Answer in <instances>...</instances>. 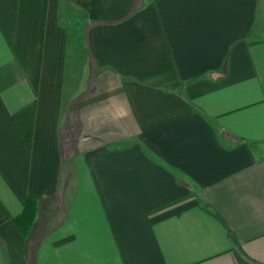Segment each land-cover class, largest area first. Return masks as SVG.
<instances>
[{
	"label": "crops",
	"instance_id": "0c3cea01",
	"mask_svg": "<svg viewBox=\"0 0 264 264\" xmlns=\"http://www.w3.org/2000/svg\"><path fill=\"white\" fill-rule=\"evenodd\" d=\"M0 264H264V0H0Z\"/></svg>",
	"mask_w": 264,
	"mask_h": 264
},
{
	"label": "trees",
	"instance_id": "16d2710c",
	"mask_svg": "<svg viewBox=\"0 0 264 264\" xmlns=\"http://www.w3.org/2000/svg\"><path fill=\"white\" fill-rule=\"evenodd\" d=\"M81 16L84 18V14L83 13H81ZM74 22L75 23L73 25L77 26L78 25V20L76 21L74 19ZM82 22H83V25H81V26L85 27L87 23L84 20ZM34 206L36 208V203L34 202L32 197L28 196L26 198V200H25V207H24L23 213L21 214V216L15 218L17 223L19 224V226L23 230V233L26 230L30 229L32 224H33V215H35V213H36L35 212L36 210H35ZM205 207L207 208V210L209 212H211L215 216L221 218L220 214L213 207H211V206H209L207 204H205Z\"/></svg>",
	"mask_w": 264,
	"mask_h": 264
},
{
	"label": "rangeland",
	"instance_id": "374dc122",
	"mask_svg": "<svg viewBox=\"0 0 264 264\" xmlns=\"http://www.w3.org/2000/svg\"><path fill=\"white\" fill-rule=\"evenodd\" d=\"M74 47H77V46L74 43V41H71V54L76 60L81 61L83 59V56L86 54L85 48L83 45H81L75 51Z\"/></svg>",
	"mask_w": 264,
	"mask_h": 264
}]
</instances>
